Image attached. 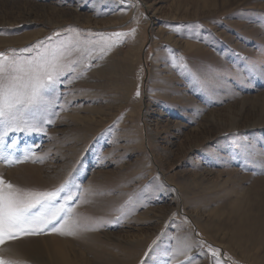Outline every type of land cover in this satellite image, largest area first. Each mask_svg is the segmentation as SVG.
<instances>
[{
    "label": "rangeland",
    "instance_id": "374dc122",
    "mask_svg": "<svg viewBox=\"0 0 264 264\" xmlns=\"http://www.w3.org/2000/svg\"><path fill=\"white\" fill-rule=\"evenodd\" d=\"M205 1L0 0V52L68 42L78 61L26 117L35 130L0 127V154L20 161L0 159V175L36 191L67 181L57 201L70 192L81 224L0 254L264 264V0Z\"/></svg>",
    "mask_w": 264,
    "mask_h": 264
},
{
    "label": "snow or ice",
    "instance_id": "6c2138e0",
    "mask_svg": "<svg viewBox=\"0 0 264 264\" xmlns=\"http://www.w3.org/2000/svg\"><path fill=\"white\" fill-rule=\"evenodd\" d=\"M73 47L75 45L62 42L42 51L38 50L36 55L28 57L17 55L14 49L9 50L11 55L0 52V127L18 130L23 126L22 130L25 131L36 129L40 122L35 119L30 121L26 117L37 111H46L52 103L49 97L54 93L56 85L62 82L66 74L75 73L74 66L78 61L67 59ZM33 48L20 51L31 52ZM2 138L3 133H0V139ZM0 159L9 164L20 162L3 154H0ZM67 185L68 182L65 181L53 191H36L21 188L0 175V245L19 237L38 235L49 228L61 235H76L81 224L70 219L73 215L68 205V201L73 200L71 193L62 197L63 203L57 201ZM53 221L59 227L54 226ZM0 264L25 262L0 254Z\"/></svg>",
    "mask_w": 264,
    "mask_h": 264
},
{
    "label": "trees",
    "instance_id": "16d2710c",
    "mask_svg": "<svg viewBox=\"0 0 264 264\" xmlns=\"http://www.w3.org/2000/svg\"><path fill=\"white\" fill-rule=\"evenodd\" d=\"M227 256H229V255H227ZM229 257H230V259L232 260V262H234V263H236V264L239 263V261H238L236 258H234L233 256H229Z\"/></svg>",
    "mask_w": 264,
    "mask_h": 264
},
{
    "label": "bare ground",
    "instance_id": "6f19581e",
    "mask_svg": "<svg viewBox=\"0 0 264 264\" xmlns=\"http://www.w3.org/2000/svg\"><path fill=\"white\" fill-rule=\"evenodd\" d=\"M206 1H207V0H206ZM206 1H205V2H206ZM198 2H199V1H198ZM223 3H224V2H223ZM223 3H222V4H223ZM195 4H196V3H195ZM207 4H208V3H207ZM197 7H198V6H197ZM197 7H196V8H197ZM258 8H259V7H258ZM197 9H199V8H197ZM203 9H204V8H203ZM204 10H205V9H204ZM208 10H209V9H208ZM210 10H211V9H210ZM205 15H206V14H205ZM26 38H27V37H26ZM195 185H196V184H195ZM60 249H61V248H60ZM64 249H65V248H64ZM61 250H62V249H61ZM61 252H62V251H61ZM66 256H67V255H66ZM65 259H67V258H65ZM56 260H57V259H56ZM68 260H69V259H68Z\"/></svg>",
    "mask_w": 264,
    "mask_h": 264
}]
</instances>
